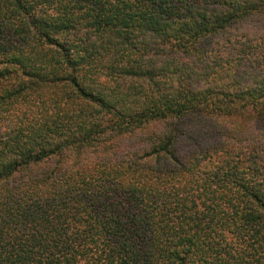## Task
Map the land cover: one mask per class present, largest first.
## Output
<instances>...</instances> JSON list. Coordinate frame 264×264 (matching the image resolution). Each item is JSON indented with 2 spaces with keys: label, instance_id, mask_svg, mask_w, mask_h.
I'll use <instances>...</instances> for the list:
<instances>
[{
  "label": "trees",
  "instance_id": "1",
  "mask_svg": "<svg viewBox=\"0 0 264 264\" xmlns=\"http://www.w3.org/2000/svg\"><path fill=\"white\" fill-rule=\"evenodd\" d=\"M0 264H264V0H0Z\"/></svg>",
  "mask_w": 264,
  "mask_h": 264
}]
</instances>
